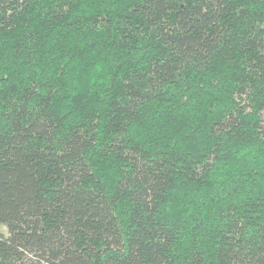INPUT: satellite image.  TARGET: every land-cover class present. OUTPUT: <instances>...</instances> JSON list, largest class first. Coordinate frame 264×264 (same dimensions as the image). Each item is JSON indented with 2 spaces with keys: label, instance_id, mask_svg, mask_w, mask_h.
<instances>
[{
  "label": "trees",
  "instance_id": "1",
  "mask_svg": "<svg viewBox=\"0 0 264 264\" xmlns=\"http://www.w3.org/2000/svg\"><path fill=\"white\" fill-rule=\"evenodd\" d=\"M0 264H264V0H0Z\"/></svg>",
  "mask_w": 264,
  "mask_h": 264
},
{
  "label": "rangeland",
  "instance_id": "2",
  "mask_svg": "<svg viewBox=\"0 0 264 264\" xmlns=\"http://www.w3.org/2000/svg\"><path fill=\"white\" fill-rule=\"evenodd\" d=\"M2 229H5L3 226H1Z\"/></svg>",
  "mask_w": 264,
  "mask_h": 264
}]
</instances>
